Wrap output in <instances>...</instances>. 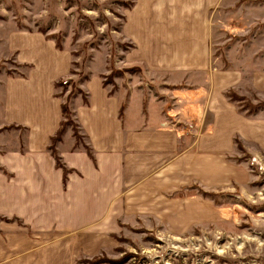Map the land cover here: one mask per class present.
<instances>
[{
	"label": "crops",
	"instance_id": "0c3cea01",
	"mask_svg": "<svg viewBox=\"0 0 264 264\" xmlns=\"http://www.w3.org/2000/svg\"><path fill=\"white\" fill-rule=\"evenodd\" d=\"M227 1L135 0L122 28L132 44L123 65L141 71L115 79L116 90L104 85L107 68L80 82L88 103L78 95L70 108L86 146L67 129L57 145L67 174L49 146L66 101L55 84L75 58L39 32L11 33L10 53L32 68L6 79L0 109V264H74L109 246L111 229L216 221L200 189L231 185L225 158L237 137L264 146V120L237 113L223 95L246 83L262 93L263 75L213 69L211 20L238 2Z\"/></svg>",
	"mask_w": 264,
	"mask_h": 264
},
{
	"label": "rangeland",
	"instance_id": "374dc122",
	"mask_svg": "<svg viewBox=\"0 0 264 264\" xmlns=\"http://www.w3.org/2000/svg\"><path fill=\"white\" fill-rule=\"evenodd\" d=\"M134 3L135 0H0V109L6 79L23 76L32 68L19 65L9 51L8 40L15 31L39 32L56 46L60 44L62 50L71 51L75 58L73 72L58 94L65 100L82 95L79 84L90 73L107 68L109 74L103 77L105 82L110 77L108 85H113V90L117 89L115 79L140 73L139 68L123 65L124 54L132 44L123 42L122 28L126 12ZM211 24L214 71L238 68L245 70L246 80L256 74L264 79V0H238L235 7L230 4L229 8L224 4ZM229 91L239 99L231 101L225 95ZM223 95L237 113L264 120V92L256 91L251 84L239 90L229 88ZM77 130V145L84 147ZM182 133L192 134L187 130ZM235 144V155L225 158L233 175L231 185L220 193L200 189L203 198L216 204L215 222L212 218L203 223L206 227L178 230L121 226L111 229L115 232L110 233L109 246L96 255H81L74 264H264V146L246 148L239 137ZM206 218H211L208 212Z\"/></svg>",
	"mask_w": 264,
	"mask_h": 264
},
{
	"label": "trees",
	"instance_id": "16d2710c",
	"mask_svg": "<svg viewBox=\"0 0 264 264\" xmlns=\"http://www.w3.org/2000/svg\"><path fill=\"white\" fill-rule=\"evenodd\" d=\"M57 48L60 49V50H62V47L60 46V44H57ZM139 71H140V70H139ZM72 72H73V71H71V73H72ZM103 78L105 79V77H103ZM109 78H110V77L106 78L107 82H105V80H104V85H105V86L108 85ZM67 79H68V78H67ZM67 79L58 81V82L55 84V87H56V88H59L60 86L65 85V84H66L65 81H66ZM85 79H89V77H86ZM80 93H82V95H83V97H84V98H83L84 103L87 104V103H88V100H87V98H86V94H85L82 90H80ZM225 95H226L231 101L239 99L235 94L232 95V91H229V92L225 93ZM60 97H61V96H60ZM69 101H70V98L67 99V100L62 104V116H63V119H62V121H61V124H60V128H59V130L57 131V133L55 134V136H53V137L51 138V143H50V146H49V150L51 151V154H52V155L55 157V159H56L57 166H58L59 168H63L64 171H65V173H68V170L64 168V165L62 164L61 159H60V157L58 156V153H57V145H58L59 142L62 141L63 136H64V134H65L66 129L68 128V126H72L73 133H74V136H75L76 140H80V137H79V135H78V130H77L78 125H77V124L74 122V120L72 119L73 114L70 112V109H69V105H68V104H69ZM74 123H75L76 125H75ZM74 125H75V126H74ZM76 126H77V127H76ZM86 149H87V147H86ZM87 150L89 151V149H87Z\"/></svg>",
	"mask_w": 264,
	"mask_h": 264
}]
</instances>
